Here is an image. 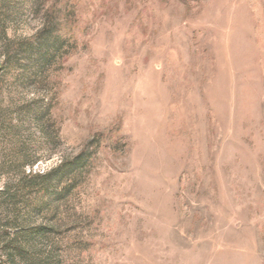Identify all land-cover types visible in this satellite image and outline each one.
Masks as SVG:
<instances>
[{"label": "rangeland", "instance_id": "obj_1", "mask_svg": "<svg viewBox=\"0 0 264 264\" xmlns=\"http://www.w3.org/2000/svg\"><path fill=\"white\" fill-rule=\"evenodd\" d=\"M48 12L76 52L30 79ZM0 264H264V0H0Z\"/></svg>", "mask_w": 264, "mask_h": 264}, {"label": "trees", "instance_id": "obj_2", "mask_svg": "<svg viewBox=\"0 0 264 264\" xmlns=\"http://www.w3.org/2000/svg\"><path fill=\"white\" fill-rule=\"evenodd\" d=\"M65 14L66 16H70L71 11L67 10ZM61 21L58 14L54 17L53 14L48 12L45 15L41 29L32 39L18 43L10 51L12 52L10 58L9 51H7L6 62L12 66L13 71L18 70V72H23L27 76H30V79L36 77L44 79L52 70L54 73L55 69L59 68L60 63L65 58L76 52L77 40L71 28H65L66 24L62 26ZM118 132L97 133L91 136L75 158L62 162L53 172L61 173L60 177L73 176L72 180L75 181L78 176L88 173L91 163L101 147H106L110 136H114L115 133L117 134L115 144L118 145L122 138ZM72 180L71 182H73ZM57 184L58 182L53 188L54 192H57ZM69 185L72 187L74 183ZM42 206H45V203Z\"/></svg>", "mask_w": 264, "mask_h": 264}]
</instances>
